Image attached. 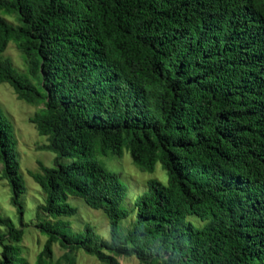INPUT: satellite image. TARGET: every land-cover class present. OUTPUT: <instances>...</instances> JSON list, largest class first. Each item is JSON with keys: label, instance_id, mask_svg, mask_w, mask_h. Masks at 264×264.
I'll use <instances>...</instances> for the list:
<instances>
[{"label": "trees", "instance_id": "1", "mask_svg": "<svg viewBox=\"0 0 264 264\" xmlns=\"http://www.w3.org/2000/svg\"><path fill=\"white\" fill-rule=\"evenodd\" d=\"M0 83L38 105L29 117L54 152L31 172L46 235L35 264H264V0H0ZM156 178L136 195L96 154ZM61 158H72L62 164ZM0 179L21 221L25 191L13 127L0 106ZM75 196L108 219V239L70 234ZM135 212L130 225H121ZM198 220L200 224L194 222ZM22 222V221H21ZM24 226L0 214V264H29ZM63 253L52 260V245Z\"/></svg>", "mask_w": 264, "mask_h": 264}, {"label": "rangeland", "instance_id": "2", "mask_svg": "<svg viewBox=\"0 0 264 264\" xmlns=\"http://www.w3.org/2000/svg\"><path fill=\"white\" fill-rule=\"evenodd\" d=\"M2 57L10 59L13 66L19 70L24 69V61L20 52L13 42H9L0 54ZM0 106L12 124L16 138V157L19 162V172L21 174L25 191L21 196L23 212L21 213L22 222L18 218L16 208L11 204V189L6 179H0V214L8 216L15 226H24L23 239L21 241L22 254L29 264H35V257L42 248L46 238L36 227V223L41 219L53 221L49 216H36V208L44 201V194L38 184L33 180L31 172L39 171V163L46 166L53 165L55 153L39 148L45 143V137L39 135L29 117L38 108V105L28 104L18 99L11 88L6 83H0ZM97 160L107 169L118 174L119 180L126 187V198L123 204L131 210L132 201L136 195L146 188V182L150 178H156L162 183L167 181V173L159 162H156L152 171L140 170L132 161L127 150H123L121 156L96 154ZM72 158H61L62 164L69 163ZM1 170V165H0ZM66 201L75 206L76 211L73 215H62L55 219L68 222L65 230L70 234L82 232L84 226H90L93 231L103 239H108V219L100 210L88 207L81 198L70 196ZM131 213V212H130ZM135 212H132L121 225L127 226L133 222ZM194 222H200L194 219ZM63 253V248L55 242L52 245V260H55ZM121 264H142L134 256H118ZM64 264V263H61ZM75 264H103L95 256L79 248L75 252Z\"/></svg>", "mask_w": 264, "mask_h": 264}]
</instances>
